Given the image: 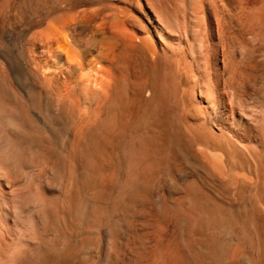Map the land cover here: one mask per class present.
<instances>
[{"label":"bare ground","instance_id":"6f19581e","mask_svg":"<svg viewBox=\"0 0 264 264\" xmlns=\"http://www.w3.org/2000/svg\"><path fill=\"white\" fill-rule=\"evenodd\" d=\"M0 264H264V0H0Z\"/></svg>","mask_w":264,"mask_h":264}]
</instances>
